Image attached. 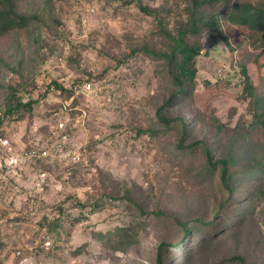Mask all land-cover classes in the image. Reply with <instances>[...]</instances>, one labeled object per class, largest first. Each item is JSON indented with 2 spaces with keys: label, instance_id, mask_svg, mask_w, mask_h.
I'll return each mask as SVG.
<instances>
[{
  "label": "rangeland",
  "instance_id": "1",
  "mask_svg": "<svg viewBox=\"0 0 264 264\" xmlns=\"http://www.w3.org/2000/svg\"><path fill=\"white\" fill-rule=\"evenodd\" d=\"M17 8L34 19L0 36V264H264V183L246 176L264 147L248 136L241 74L261 84L264 50L228 5L196 9L215 23L197 37L193 92L174 98L165 34L188 0ZM195 142L236 159L227 202ZM178 221L196 226L184 241Z\"/></svg>",
  "mask_w": 264,
  "mask_h": 264
},
{
  "label": "trees",
  "instance_id": "2",
  "mask_svg": "<svg viewBox=\"0 0 264 264\" xmlns=\"http://www.w3.org/2000/svg\"><path fill=\"white\" fill-rule=\"evenodd\" d=\"M17 2L18 0H0V36L24 30L33 21L34 18L32 16L21 14L18 11ZM223 3L228 5L226 21L250 32L251 45L255 49L264 50V0H256L254 2L245 0H188V18L184 27L176 35L165 34L169 41V50L163 54V58L167 62L169 78L174 88L171 98L188 95L193 92L196 76L195 59L201 50L197 37L204 29H210L215 23L214 17L206 18L202 12L196 11V9L204 5H220ZM186 37H194V42L189 43L185 40ZM241 74L243 76V95L247 97L246 114L250 117L248 136L251 132L255 133L256 143L264 147V79L261 80V84L254 86L244 67L241 68ZM19 106L20 104L17 102L10 108L15 109ZM161 109L156 110V117L159 122L168 125L177 121L175 118H167ZM244 135H247V132ZM178 145L180 148H185L181 143ZM192 145H200L206 162L205 171L207 173L213 170L217 171L222 191L227 192L225 198V202H227L232 193L230 181L236 174L234 168L239 167L236 159L231 155H225L212 161L210 150L205 143L195 142L188 147L190 148ZM250 165V170L246 173L247 178L255 173L259 182L264 183L263 161L257 160L256 164ZM220 207H222V204ZM217 214L218 211L213 215V218ZM156 215L161 214L157 213ZM195 223L203 224V221L197 219ZM177 224L182 231L181 241H184L190 235L192 228H196L194 224L189 226L187 222L178 221ZM119 231H122L120 234H123L125 229H120ZM169 246L171 244L165 242L159 244V260L163 250ZM230 261L233 264H244L243 259L239 256H232ZM158 264H160V261Z\"/></svg>",
  "mask_w": 264,
  "mask_h": 264
},
{
  "label": "built area",
  "instance_id": "3",
  "mask_svg": "<svg viewBox=\"0 0 264 264\" xmlns=\"http://www.w3.org/2000/svg\"><path fill=\"white\" fill-rule=\"evenodd\" d=\"M88 87V86H87ZM4 143H6V142H4ZM35 154V152L34 151H28L25 155H27V156H32V155H34ZM45 154V152L43 151V152H41V155H44Z\"/></svg>",
  "mask_w": 264,
  "mask_h": 264
}]
</instances>
